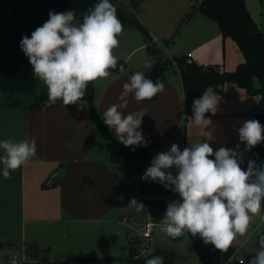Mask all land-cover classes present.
Here are the masks:
<instances>
[{"label": "crops", "instance_id": "1", "mask_svg": "<svg viewBox=\"0 0 264 264\" xmlns=\"http://www.w3.org/2000/svg\"><path fill=\"white\" fill-rule=\"evenodd\" d=\"M188 1L160 0L159 3L163 10L161 12L159 8L158 16L168 14V17L159 19L165 32L161 36L166 38L174 22L180 18L182 23L179 33H184L185 39L190 42L184 51L174 50L171 57L189 53L196 63H217L224 69H233L240 61L238 47L231 38L221 36L219 28L208 20L209 17L198 10L188 11L191 6ZM244 1L251 17L264 34V16L257 0ZM129 10L134 14L133 10L136 8L130 7ZM189 12L191 13L187 17ZM143 22L150 36L157 41L158 37L152 26ZM131 28L123 27V32L118 37L121 44L127 43L128 47L123 53L117 48L114 50L119 63L123 64V70L113 69L107 79L92 82L93 101L101 119L104 120L103 113L110 105L121 102L119 97L123 84L129 82L130 77L139 71L154 83L162 82L164 91L153 99L140 103L135 101L134 94H129L128 106L120 111L125 115L141 110L145 112L140 130L149 141L144 148L153 157L160 152L169 151L173 143L178 144L182 151L188 147V138L202 139L201 142H208L214 150L220 147L235 149L239 143L241 151L238 129L243 125L240 117L250 114L247 107L250 94L234 83H225L223 91L217 94L218 106L215 113L206 114V118L210 120L207 126H195L192 120L184 121L182 83L175 64L160 69L146 66L145 61L133 62L131 56L145 49V42ZM165 50L168 52V46H165ZM83 99L86 101V95ZM77 107L64 106L62 101H47L32 110H5L3 118L7 124L3 127L2 140L34 138V163L42 167V174L38 181L40 183L34 180L27 183L25 175H21L16 190L3 177V166L0 164V250H5V243L19 238L23 243L35 242L38 255L42 258L39 254L41 240L48 238L49 243L58 250L57 256H66L52 260H72L68 264L80 261L87 264H107L106 261L112 262L119 258L123 264L127 253L118 255L115 251L116 243L106 249L107 253L99 255V243L94 238L100 237L102 226L117 224L119 228L129 229L124 216L132 195L129 193L126 201L122 200L121 190L117 185L118 173L106 146L107 136L91 124L86 108L77 111ZM107 128L110 130L108 126ZM110 132L116 137L114 130ZM0 155H3L2 150ZM142 165L140 163V173ZM58 170L59 173L52 182L44 184ZM167 171H171L173 175L177 173L174 168ZM12 194L15 195L16 205L10 199ZM116 212L119 213L118 216H114ZM146 224L147 222L144 223L143 232ZM148 224L151 226V223ZM120 231L116 229L114 233L120 234ZM68 232L72 234L68 236ZM233 246L245 252L239 244L234 243ZM172 250L178 257H182L176 249ZM48 260L45 259V263ZM175 262L176 260L174 264Z\"/></svg>", "mask_w": 264, "mask_h": 264}, {"label": "clouds", "instance_id": "2", "mask_svg": "<svg viewBox=\"0 0 264 264\" xmlns=\"http://www.w3.org/2000/svg\"><path fill=\"white\" fill-rule=\"evenodd\" d=\"M123 24L116 7L110 0H98L77 19L74 10L49 12V19L37 27L31 36H23L20 48L28 58L33 75L47 89L48 99L61 100L64 106L77 105V111L88 107L83 99L89 83L107 79L116 69L119 47L118 37ZM121 70L122 66H121ZM209 85L200 98L193 101L192 121L195 126H207L209 112L218 106L215 88ZM164 91V84L145 78L135 72L129 82L123 84L119 97L103 113L104 123L114 130L119 143L125 147H147L141 129L143 110L124 114L120 109L128 106L127 97L134 94L137 103L151 100ZM239 141L245 144L240 151L220 147L214 150L208 142L185 147L182 151L173 143L169 151L158 153L145 170L142 180L159 182L165 188L179 194L180 200L168 203L160 229L167 236L177 239L199 236L205 244L227 252L234 243L247 244L246 237L253 217L264 221V165L249 160L247 169L241 167L243 152L264 142V126L258 120H247L238 129ZM0 164L5 179L10 173L36 155V141L24 139L0 141ZM211 159L210 157H213ZM175 168L173 175L169 169ZM174 186V187H173ZM130 206L143 209L135 199ZM259 248L248 264H264V235L259 236ZM0 264H20L19 255L10 250H0ZM145 264H164L163 256H153Z\"/></svg>", "mask_w": 264, "mask_h": 264}, {"label": "trees", "instance_id": "3", "mask_svg": "<svg viewBox=\"0 0 264 264\" xmlns=\"http://www.w3.org/2000/svg\"><path fill=\"white\" fill-rule=\"evenodd\" d=\"M98 0H0V95L7 97L16 96L22 92L33 93L35 99L20 107L17 102H8L7 108H19L32 110L39 105L45 104L48 99L47 93H36L39 80L34 77L32 67L28 58L20 48L23 36H31V33L42 26L49 19V12L57 13L74 10L77 19L82 22V16ZM116 9L117 15L123 27L136 28L143 36L145 49L151 55L157 56L154 47V39L150 36L147 27L135 17V15L115 0H110ZM137 4L132 2L131 7ZM192 10H198L216 22L221 36L231 38L237 45L242 55V60L237 62L233 69L227 70L217 63L201 64L187 55L172 56L171 64L174 62L182 83L183 92V119L193 116V101L200 98L207 86L220 85L215 88L216 94L223 91L225 83H234L243 88L248 94L257 95L258 110L251 112L247 120H258L264 126V34L251 17L244 0H199ZM191 12L187 14V17ZM119 63V60H118ZM150 67L163 69L165 64L156 65V61L149 60ZM257 80V84L255 82ZM61 101V100H57ZM87 117L92 125L107 136L106 146L110 158L116 168L128 180L140 173V165L136 160L140 159L151 163L153 155L142 146L125 147L119 143L101 119L93 101V83H89L86 90ZM245 148L242 143L241 151ZM244 162L241 167L247 169L249 160H255L258 165H264V142L258 144L251 150L243 152ZM128 160H134L127 163ZM59 166V165H58ZM61 166V164H60ZM165 187L159 182H142L140 191L142 193H160ZM264 214V208H262ZM264 235V228L257 231L255 237L254 252H237L232 246L227 252L219 251L211 244H205L199 237L187 238L193 247L200 264H248L255 256L259 244V236ZM139 243V242H138ZM138 243L129 241L126 255L127 264H145L146 260L153 256H163L164 264H174L178 254L172 249L154 246L149 252L138 249ZM2 244L0 243V247ZM25 253L37 259V245L35 242L24 243ZM239 254V259L234 255ZM72 260H52L49 264H68Z\"/></svg>", "mask_w": 264, "mask_h": 264}, {"label": "rangeland", "instance_id": "4", "mask_svg": "<svg viewBox=\"0 0 264 264\" xmlns=\"http://www.w3.org/2000/svg\"><path fill=\"white\" fill-rule=\"evenodd\" d=\"M117 3H121L124 7L129 9L132 5V2H135L137 4L136 10L134 11V15L136 18H138L142 23L143 21H146V23L150 24L155 31L157 35V41H154V47L157 51V56L151 55L150 52H148L146 49L139 50L135 52L131 56V60L133 62H141L145 61L146 66H149V60L153 59L156 61V65L159 66V64H165L166 67L171 66V55L172 53H175L174 50L181 49V51H184L185 47L190 44L189 40L185 39L184 33H179V29L182 23V19H178L176 22H174L169 34L165 36L166 38H163L164 35V28L161 25V22L159 19L162 17H168V14H159L162 12L163 9L160 8V0H115ZM257 0L258 5L260 6V12L262 13V16H264V0ZM191 6L188 11H190L192 8H194L198 0H189L188 1ZM160 8V10H159ZM164 13V12H163ZM164 15V16H163ZM143 20V21H142ZM212 24H214L215 27H218L216 22L212 19H208ZM130 30L135 32V34L139 38H143L141 33L134 27H132ZM179 34V35H178ZM178 35V36H177ZM177 36V37H176ZM120 38V37H119ZM153 39V38H152ZM144 40V39H143ZM232 40V39H230ZM174 42V46L172 47V44ZM233 44H236L232 40ZM165 46H168V52L165 50ZM237 46V45H236ZM128 45L125 43V45L121 44V39H119V49L122 53L124 52V49L127 48ZM241 54V53H240ZM242 60V55H240V61ZM256 84L258 83L257 80H255ZM37 96L40 94V92L47 93L46 87L43 85L41 81L38 82V85L35 88ZM249 97V104L247 103V107L249 109V113L253 111L258 110L257 95H248ZM34 94L29 92H22L16 96L13 97H7L5 95H0V141H3L2 139V133H3V127L7 124V122L4 120L3 117H5V110L8 109L6 107L7 103L9 102H17V105L20 107L30 103L32 100H34ZM186 120H192L191 117H188ZM184 120V121H186ZM241 122L247 121V116L241 118ZM22 139H19V141ZM194 140V141H193ZM202 139H192L188 138L187 140V146H191L196 143H201ZM204 141V139H203ZM211 159H214V157H210ZM137 162L142 163L143 169L140 174L133 177L131 180L126 179L121 172L116 168L118 173L117 178V185L118 188L121 190V198L123 201H126L127 194L131 193L132 198L131 200L135 199L138 203L142 204L144 207L143 209H137L135 206L128 205V211H126L124 219H126L128 222V230H126L125 227L119 228L120 226L117 224H113V226H102L100 237L94 238L97 243H99V249L100 252H97L99 255L103 253H107L106 249H109L110 245H113L116 243V253L118 255L124 253L126 254L128 251L129 241L133 242H139L137 247L142 252H149L153 249L154 246H160L166 249H176V251L180 254H182V257H177L175 260V264H200L198 258L195 255V252L193 250V247L191 246L190 242L188 241L187 236L181 237L177 239H173L169 236H167L164 232L161 231L160 225L162 224V220L166 213V208L168 203L172 201H178L180 200L179 195L173 194L168 191L167 188H164L162 192L160 193H142L140 191V184L142 182H150L148 180H142L141 177L143 176L145 170L151 165L147 164L142 160H136ZM127 163H132L134 160H128ZM115 165V164H114ZM42 167L34 163V157H32L30 160H28L25 164H23L19 169L12 171L10 173V177L7 179L13 184L14 187H16L19 184L20 176L25 175L26 182H32L34 180L36 183L40 181V176L42 174L41 169ZM175 169V168H174ZM176 170V169H175ZM50 177H48L44 184L47 183ZM40 183V182H38ZM13 203L16 205V198L15 195H11L10 198ZM118 212L114 214V216H118ZM151 223V233L150 236H145L143 232V226L144 223ZM264 228V221L260 219L259 216L253 217V222L251 224V227L249 229V232L246 237H240V240L247 239V244L243 247L245 252H254L255 251V237L256 233L259 229ZM118 229V232L120 231V234H115L114 232ZM72 232H68V236L71 235ZM71 237V236H70ZM69 238V237H68ZM94 241V242H95ZM50 240L48 238L42 239L40 244V250L39 254L42 255L43 259L41 257L34 259L30 256H28L24 251V243L19 239L15 238L14 242L11 243H5L4 249L10 250L12 252H15L19 255L20 258V264H49L48 262L52 259L56 258H66V256H57L58 251L53 245H51ZM96 243V242H95ZM238 244V243H236ZM111 252V251H110ZM69 253V252H67ZM73 253V252H72ZM78 254V253H77ZM71 255V254H67ZM97 255V254H95ZM45 259H49L47 263H45ZM106 261V260H105ZM107 264H121L120 259H116L115 261H106ZM73 264H87L84 263V261L75 262ZM123 264H126V259L123 261Z\"/></svg>", "mask_w": 264, "mask_h": 264}, {"label": "built area", "instance_id": "5", "mask_svg": "<svg viewBox=\"0 0 264 264\" xmlns=\"http://www.w3.org/2000/svg\"><path fill=\"white\" fill-rule=\"evenodd\" d=\"M187 59H191L189 53L187 54ZM173 64H174V62H173ZM121 66H122V68H123V64H122V63H119L118 66H117V68H118L119 70H121ZM173 187H174V186H173ZM168 191L171 192V193H173V194H177V195H179L178 193H176V192L173 191V190H169V189H168ZM150 233H151V226H150V224L147 223V224L145 225L144 235L149 237V236H150ZM237 252H240V249H237ZM234 256H235V258L239 259V254H236V255H234Z\"/></svg>", "mask_w": 264, "mask_h": 264}, {"label": "water", "instance_id": "6", "mask_svg": "<svg viewBox=\"0 0 264 264\" xmlns=\"http://www.w3.org/2000/svg\"><path fill=\"white\" fill-rule=\"evenodd\" d=\"M58 173H59V170L56 171L54 174H52V176L49 178V180L47 181L46 184L49 185V184L52 182L53 178H54L56 175H58Z\"/></svg>", "mask_w": 264, "mask_h": 264}]
</instances>
